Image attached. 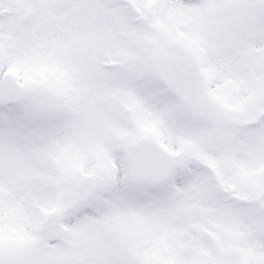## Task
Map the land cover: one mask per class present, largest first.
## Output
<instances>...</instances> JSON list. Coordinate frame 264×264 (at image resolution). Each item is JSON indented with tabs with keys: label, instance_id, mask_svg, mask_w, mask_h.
<instances>
[{
	"label": "snow or ice",
	"instance_id": "1",
	"mask_svg": "<svg viewBox=\"0 0 264 264\" xmlns=\"http://www.w3.org/2000/svg\"><path fill=\"white\" fill-rule=\"evenodd\" d=\"M0 264H264V0H0Z\"/></svg>",
	"mask_w": 264,
	"mask_h": 264
}]
</instances>
